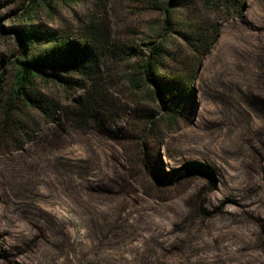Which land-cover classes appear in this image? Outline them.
<instances>
[{
    "label": "rangeland",
    "instance_id": "rangeland-1",
    "mask_svg": "<svg viewBox=\"0 0 264 264\" xmlns=\"http://www.w3.org/2000/svg\"><path fill=\"white\" fill-rule=\"evenodd\" d=\"M25 2L0 0L2 107L22 29L94 21L115 51L97 121L68 114L92 86L78 74L68 89L37 81L55 119L0 109V264H264V0H40L29 15ZM157 44L162 75L192 77L172 125L142 74Z\"/></svg>",
    "mask_w": 264,
    "mask_h": 264
},
{
    "label": "trees",
    "instance_id": "trees-1",
    "mask_svg": "<svg viewBox=\"0 0 264 264\" xmlns=\"http://www.w3.org/2000/svg\"><path fill=\"white\" fill-rule=\"evenodd\" d=\"M216 1L217 4H220L221 0ZM44 2L48 5L47 1ZM208 2H212V0H208ZM40 4V0H26L23 3L24 6L27 5L25 12L28 15ZM239 12H241L240 9ZM18 33L25 53L22 57L10 62L16 72V79L11 90L6 93L8 109L2 105H0V109L14 110L21 119V126L27 125L24 124L25 121L27 123L34 122L31 116L32 111L41 117L55 119L59 106L38 93L36 90L37 81H58L68 89L74 85H81L79 80H74L71 76L78 74L82 77L81 81L87 79L92 82V86L87 89L84 100L77 101L76 106L70 109L68 114L79 127H83L91 121H97L94 108L98 106L99 100L96 94L99 84L95 82L99 80L102 57L108 51L111 54L115 51L110 49L111 35L103 34L97 29L94 21L79 27L78 35H65L44 29L40 25L22 29ZM201 42L204 43V46H208L210 43L204 36ZM132 53L130 51L128 54ZM166 53L162 44L155 45L150 52L149 60L142 66V74L147 81L153 82L161 91V104L165 112L160 118L167 125H172L176 120L178 109H180L177 100L191 92L192 77L186 79L179 72L162 75L159 66H161V61ZM194 65L195 63H191V69H196V65L195 67ZM0 102H3L2 98H0ZM153 119L154 116L147 118L151 125L155 123ZM202 167L205 169L204 166ZM206 204L207 201L201 199L198 208L201 214L209 216L205 209Z\"/></svg>",
    "mask_w": 264,
    "mask_h": 264
}]
</instances>
